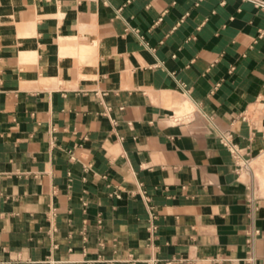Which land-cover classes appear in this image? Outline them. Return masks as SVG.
<instances>
[{
  "label": "crops",
  "instance_id": "0c3cea01",
  "mask_svg": "<svg viewBox=\"0 0 264 264\" xmlns=\"http://www.w3.org/2000/svg\"><path fill=\"white\" fill-rule=\"evenodd\" d=\"M263 152L264 0H0V264H264Z\"/></svg>",
  "mask_w": 264,
  "mask_h": 264
},
{
  "label": "rangeland",
  "instance_id": "374dc122",
  "mask_svg": "<svg viewBox=\"0 0 264 264\" xmlns=\"http://www.w3.org/2000/svg\"><path fill=\"white\" fill-rule=\"evenodd\" d=\"M247 168L254 179H258L262 184H264V152L257 158L248 162Z\"/></svg>",
  "mask_w": 264,
  "mask_h": 264
},
{
  "label": "built area",
  "instance_id": "2783aa9c",
  "mask_svg": "<svg viewBox=\"0 0 264 264\" xmlns=\"http://www.w3.org/2000/svg\"><path fill=\"white\" fill-rule=\"evenodd\" d=\"M224 144L226 147L229 148V150L232 154H236V150L234 149V146L231 144L229 137L224 138ZM247 243H248V245H251L253 243V239L248 240ZM109 264H112V263L109 262Z\"/></svg>",
  "mask_w": 264,
  "mask_h": 264
}]
</instances>
